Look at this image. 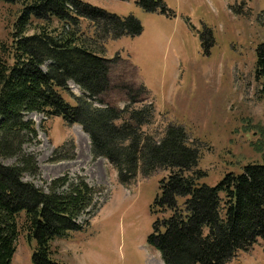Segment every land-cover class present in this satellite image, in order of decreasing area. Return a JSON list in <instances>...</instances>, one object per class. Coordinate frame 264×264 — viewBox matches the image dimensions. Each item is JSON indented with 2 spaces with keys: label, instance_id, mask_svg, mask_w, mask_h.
<instances>
[{
  "label": "trees",
  "instance_id": "1",
  "mask_svg": "<svg viewBox=\"0 0 264 264\" xmlns=\"http://www.w3.org/2000/svg\"><path fill=\"white\" fill-rule=\"evenodd\" d=\"M19 4L11 44L0 58V157L16 159L10 165L0 161V264H13L21 233L32 246L33 264H61L54 259L53 242L88 225L90 219L83 218L101 193L82 176H59L45 189L24 179L39 173L36 155L25 150L38 136L35 122L26 118L32 112L79 125L89 136L93 158H106L121 184L138 172H168L158 182L147 240L164 264H227L264 240V163L228 172L213 186L204 183L200 147L190 133L177 124H169L160 137L147 133L155 106L146 89L133 81L114 83L111 67L118 56L106 58L93 40L133 38L142 31L138 18H122L82 0ZM81 20L93 25V37L83 33ZM255 73L264 81V44L256 50ZM115 88L125 96L123 107L105 99ZM74 155V144L66 142L52 160Z\"/></svg>",
  "mask_w": 264,
  "mask_h": 264
},
{
  "label": "rangeland",
  "instance_id": "2",
  "mask_svg": "<svg viewBox=\"0 0 264 264\" xmlns=\"http://www.w3.org/2000/svg\"><path fill=\"white\" fill-rule=\"evenodd\" d=\"M16 1L0 2V58L11 44L23 0ZM82 1L122 18L133 14L142 24L133 38L100 42L95 37L93 42L106 58L118 56L111 67L116 85L133 81L146 89L155 106L152 122L144 127L147 133L160 137L169 124L182 125L200 147L202 181L212 186L228 172L239 174L249 163H264V81L255 73L256 50L264 44V0ZM81 25L93 37V25L87 20ZM69 85L82 94L73 82ZM105 99L126 104L117 88ZM26 118L35 122L38 136L25 150L36 155L39 167L37 176H24L26 181L45 189L59 176H82L101 189L90 216L83 218L90 219L88 225L53 242L54 259L61 264H163L147 240L158 182L168 172H138L121 184L106 158H93L89 136L79 125L37 112ZM66 142L74 144V157L53 161L54 151ZM0 161L10 165L16 159ZM31 252L21 233L13 264H33ZM227 264H264V240Z\"/></svg>",
  "mask_w": 264,
  "mask_h": 264
}]
</instances>
